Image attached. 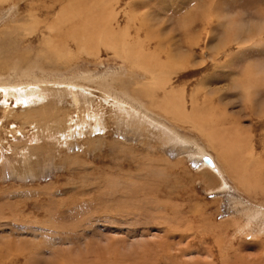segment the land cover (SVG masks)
Instances as JSON below:
<instances>
[{
	"label": "rangeland",
	"instance_id": "rangeland-1",
	"mask_svg": "<svg viewBox=\"0 0 264 264\" xmlns=\"http://www.w3.org/2000/svg\"><path fill=\"white\" fill-rule=\"evenodd\" d=\"M109 7L119 22L111 29ZM46 38L59 55L44 56ZM156 66L174 100L157 88L150 117L189 144L162 143L151 126H127L126 114L120 128L117 111L107 113L116 115L107 135L88 128L65 144L50 124L43 138L27 107L10 97L6 109L0 90V264H264V0H0V84H51L36 109L46 102L76 118L73 82L148 108L133 79ZM182 97L191 116L165 112L169 100L181 109ZM17 144L41 151L24 160ZM148 151L168 159L148 168L139 159ZM227 158L252 172L250 188L227 173Z\"/></svg>",
	"mask_w": 264,
	"mask_h": 264
},
{
	"label": "bare ground",
	"instance_id": "bare-ground-1",
	"mask_svg": "<svg viewBox=\"0 0 264 264\" xmlns=\"http://www.w3.org/2000/svg\"><path fill=\"white\" fill-rule=\"evenodd\" d=\"M108 4H109V2H108ZM105 7V6H104ZM114 7V6H113ZM110 8V7H109ZM106 9V8H105ZM104 9V10H105ZM110 10H111V14H110V16H111V21H110V23L108 24V26H109V28L111 29V24L114 22V21H116V22H118V20L116 19L115 20V16H116V14H114L115 13V11L113 12L112 10V7L110 8ZM115 10V9H114ZM107 11H109V10H107ZM107 17V16H106ZM99 23V22H98ZM119 23V22H118ZM86 24V23H85ZM115 24V23H114ZM100 26V25H99ZM99 26H97L96 28H98ZM103 27H105V30H106V26H103ZM118 27V26H117ZM95 28V27H94ZM119 28V27H118ZM102 29V28H101ZM100 29V30H101ZM52 31H54V28H53V26H52V29H51ZM105 30H103V31H105ZM81 31V30H80ZM90 31H93L92 30V28H91V30ZM110 32H111V34H113L114 36L115 35H117L118 33H119V31L117 30V29H115V30H113V28H112V30H110ZM118 32V33H117ZM48 33V32H47ZM94 33H95V35L96 36H94V37H96L97 38V31L96 30H94ZM100 33V32H99ZM122 33V32H121ZM102 34H104V33H102ZM127 34V33H126ZM83 35V34H82ZM125 34H123V36H124ZM101 37H102V35H101ZM113 37V36H112ZM121 37V36H120ZM126 37V36H125ZM128 37V36H127ZM83 38V37H82ZM90 38V37H89ZM95 38V39H96ZM111 38V37H110ZM109 38V39H110ZM99 39V38H98ZM119 39V38H118ZM102 41V40H101ZM127 41V40H126ZM100 42V41H99ZM46 44H47V47L46 48H44V50L46 51V52H44V56H46V53H47V51H51V53H52V55L51 56H54L55 54H58L59 52H55V50H57V47H58V43L57 42H55L52 38H46V42H45ZM96 43V42H95ZM126 44V43H125ZM86 45V44H85ZM90 45V44H89ZM93 45V44H92ZM103 45V44H102ZM127 45V44H126ZM95 46V45H94ZM122 45H119V47H121ZM128 46V45H127ZM142 47V46H141ZM94 49V48H93ZM96 49V48H95ZM125 49V48H124ZM43 50V49H42ZM126 50V49H125ZM41 51V50H40ZM124 53V52H123ZM136 53H138L137 54V56H139V57H141L140 59H138V61H139V63H142L143 62V59L142 58H144L145 56L147 57V52L146 51H143V50H139L138 52H136ZM92 54V53H91ZM59 55V54H58ZM57 55V56H58ZM124 55V54H123ZM56 56V55H55ZM127 56V55H126ZM186 56V55H185ZM123 59H124V57H123ZM146 59V58H145ZM147 59H149V57L147 58ZM146 61V60H145ZM133 66V65H132ZM146 66V65H145ZM122 67V66H121ZM138 67H140L139 65L138 66H136V68H138ZM148 67V66H147ZM135 68V67H134ZM145 68V67H144ZM159 69H161L160 67L158 68L157 66H156V68H154L153 70H151V71H147V70H145V71H147L146 73H147V76H148V78L146 79V80H143V81H139V80H135V78L133 79L134 81V85H137L135 88H133L132 90H133V92L135 93H138L142 98H143V96L146 98V99H148L149 100V102H150V106H148V108H146V111H147V114H146V112H145V108L144 107H142V106H140V108H134V103L132 104V103H130V101L134 98H131V100H130V98H128L127 96V98H125V94H123V93H116L115 95H114V92H112L110 89H108V87L107 88H105V87H102V86H100V85H98V86H92V88L91 89H89L90 90V93H88V92H86V90H85V87H82V86H77L76 84H74L75 82H73V86H69V87H67V89H68V91H71V93H73V96H72V98H73V107H75V108H77V109H75V110H79V115H80V111H83V116L84 117H82V116H80L79 117V115H77L76 116V118H72V117H70V116H68V114H67V110H62V112H60V115H61V117H60V115H56L53 111H51V109H50V111L51 112H48V110L49 109H47V107L49 106V105H51V104H48V105H46V102H45V104L43 105V106H40L39 107V109H36V108H34L33 107V102H38L37 100H41V98H43L46 94H47V92L50 90V88L49 87H51V84H50V86H48V85H46L45 83H38V84H29V85H27V86H25L24 87V85H22V84H18V85H14V86H12V85H9V84H7V83H5V84H0V90H2L3 92V104H5L7 107H6V109L8 108V105H9V103H8V98H10V97H13L15 100H16V102H17V104H23V105H25L26 107H27V110H28V112L26 113L27 115H25L24 117H26L27 119H31V118H33V119H36V121L40 124V126L43 128V130H42V132H41V137H43V138H46V131H47V126H49L50 124V127L49 128H51L52 130H51V138L52 139H54V140H56V141H58V142H62V141H64V142H67L68 140H69V137H74V134H79L80 136H84V135H82V134H87V131L86 130H88V128L90 129V132H91V134H92V132H93V134H95V133H97V132H100L101 134H106L107 135V133H109V125H111L114 121H113V118H115L116 117V115L115 114H113V118H111V116H109V117H107V113H110V115H111V113L113 112V111H115V113H116V111L118 112V113H120V112H122V114H121V117H122V119H121V124H122V126H119L120 128H122L123 127V120L125 121V119H123V114H126L125 116H127V115H130L129 116V118H131L132 120H130L131 122L130 123H128L127 122V126H129V125H131L132 123H137L136 125H135V127H138L137 129H139L140 128V126H142L143 124L145 125V126H147L148 125V127H153L154 128V131L156 132V133H158L159 134V136L160 137H158V138H160V140H161V142L162 141H167V142H171V143H177V144H182V145H186V144H189V140H187L186 138H184V137H182L181 135H178V133L175 131V130H173V129H171V127H168L166 124H164V123H161V122H159L156 118H153L152 116L150 117V115H151V113H150V111L153 109V108H156V99L158 98V96H159V94L156 92L157 91V88L159 89V90H162L161 92H162V94H160V95H163V97L164 98H170L171 96H170V94H168L167 92H168V89L167 88H165V85L167 86V84H170V82H169V79H168V77L165 75V72H160L161 70H159ZM163 70H164V68H163ZM129 77V76H128ZM130 77H132V75H131V73H130ZM129 77V78H130ZM167 77V78H166ZM168 79V80H167ZM104 80V79H103ZM131 80V79H130ZM41 81V80H40ZM95 81H96V79H95ZM171 81V80H170ZM71 82V81H70ZM102 82V81H101ZM46 83H47V81H46ZM49 83V82H48ZM58 83V82H57ZM72 83V82H71ZM56 84V83H55ZM63 84V83H62ZM53 85H54V83H53ZM101 85H102V83H101ZM104 85V84H103ZM133 85V86H134ZM61 86V85H60ZM60 86H54V87H59V88H62V87H60ZM65 86V85H64ZM63 86V88H65ZM9 87L10 88H12L13 90H14V92H10L9 91ZM112 87V86H111ZM150 87V88H149ZM24 88V89H23ZM52 88H53V86H52ZM146 88H149V90H147L146 92H145V94H143L144 93V90L143 89H146ZM57 89V88H56ZM55 89V90H56ZM94 89H97L98 91H99V95L100 96H102L103 98H104V102H105V104H106V107H105V105H103L99 100V102H96L95 103V105H93L94 104V100L93 99H91V98H96L95 97V94L93 93L94 92ZM57 92V91H56ZM78 92H80V93H78ZM116 92H118V91H116ZM143 92V93H142ZM169 92H171L172 94H173V90L172 91H169ZM183 92V91H182ZM46 93V94H45ZM58 93V92H57ZM59 93H62V92H59ZM68 93V92H67ZM184 93V92H183ZM182 93V94H183ZM70 94V93H69ZM80 94H82V95H85V99H83V100H81L80 99ZM109 94H111L110 95V97H109ZM127 94V93H126ZM58 95V94H57ZM113 95V96H112ZM176 95V94H175ZM134 96V95H133ZM169 96V97H168ZM64 97V96H63ZM109 97V98H108ZM65 98V97H64ZM171 99V101H173L172 100V98H170ZM47 100H48V98H47ZM46 100V101H47ZM61 100V99H60ZM59 100V101H60ZM109 100V101H108ZM136 100V99H135ZM135 100H132V102L133 101H135ZM166 100V99H165ZM167 101V100H166ZM171 101L169 100V104H167V105H169L168 107H169V109H165V112L166 113H170V112H173V110H176V111H178V110H180L182 113H189V115H190V113L191 112H193V110H196V109H194L195 108V106H191V108H192V110H189V106L187 105L188 103H187V101L184 99L183 100V97H182V101H181V103L180 104H182V106H181V109H179V107L178 106H175L174 105V102H172L173 103V105H171L170 106V103H171ZM40 102V101H39ZM111 104H110V103ZM136 102V101H135ZM165 102V101H164ZM41 103V102H40ZM42 103H43V101H42ZM52 103V102H51ZM137 103V102H136ZM135 103V104H136ZM167 103V102H166ZM16 104V105H17ZM138 104V103H137ZM179 104V105H180ZM36 105V104H35ZM39 105H42V104H39ZM52 106V105H51ZM50 106V107H51ZM49 107V108H50ZM20 108V107H19ZM93 108H95V110H92ZM53 109V108H52ZM13 110V109H12ZM53 110H55V108L53 109ZM102 110H104V114H106V116L104 115V114H102L103 113V111ZM150 110V111H149ZM167 110V111H166ZM66 111V112H65ZM73 111V110H72ZM7 112H8V110H7ZM23 112V111H22ZM6 113V112H5ZM25 112H23V114H24ZM31 113H32V115H31ZM174 113H175V111H174ZM20 114V113H19ZM22 114V115H23ZM59 114V113H58ZM177 114V113H176ZM104 115V116H103ZM115 115V116H114ZM118 115V114H117ZM207 115V114H206ZM14 117H15V115H13ZM59 116V117H58ZM191 116V115H190ZM189 116V117H190ZM199 116V118L201 117L200 116V114L198 115ZM216 116V115H215ZM7 116H5V118H6ZM24 117H22L23 119L22 120H27V119H24ZM56 117H58V118H56ZM20 118V117H19ZM119 118V117H118ZM127 119H128V117H126ZM176 118V117H175ZM198 118V119H199ZM202 119L204 118L203 116L201 117ZM182 119H184V118H182ZM207 119V118H206ZM206 119H203V121L204 120H206ZM213 119V118H212ZM14 120V119H13ZM15 120H16V118H15ZM17 120H18V118H17ZM22 120L20 119V121L22 122ZM96 120V121H95ZM117 120V119H116ZM119 120V119H118ZM214 120V119H213ZM35 121V120H34ZM129 121V120H128ZM228 121V120H227ZM20 122V123H21ZM27 122V121H26ZM32 122V121H31ZM198 122V121H197ZM214 122V121H213ZM38 123H36L35 125L37 126V124ZM110 123V124H109ZM115 123V122H114ZM199 123V122H198ZM200 123H201V121H200ZM219 123V122H218ZM24 124H25V122H24ZM117 124V123H116ZM205 124V123H204ZM212 124V123H211ZM214 124V123H213ZM212 124V125H213ZM33 125V124H32ZM74 125L75 126H78V129L77 128H74L73 129V127H74ZM133 125V124H132ZM216 125H217V123H216ZM35 126V127H36ZM217 126H219V125H217ZM112 127V126H111ZM110 127V128H111ZM143 127V126H142ZM198 127H199V125H198ZM202 126H200L199 128L200 129H202V131L204 130V127H202ZM209 127H211V126H209ZM216 127V126H215ZM40 128V127H39ZM132 128H133V126H132ZM145 128V127H144ZM144 128H142L143 129V131L145 130L146 131V128L144 129ZM213 128H214V126H213ZM14 129V128H13ZM16 129V128H15ZM14 129V130H15ZM66 129V130H65ZM142 129H141V131H142ZM210 130H212V127L210 128ZM38 131V130H37ZM77 131H79L78 133H77ZM108 131V132H107ZM112 131V130H111ZM139 131V130H138ZM13 132V131H12ZM15 132V131H14ZM17 132V131H16ZM89 132V131H88ZM107 132V133H106ZM113 132V131H112ZM215 132V131H214ZM20 133H22V131L20 132ZM25 133V132H24ZM29 133V132H28ZM47 133H49V132H47ZM205 133H207V132H205ZM204 133V134H205ZM208 133H212V132H208ZM15 134V133H14ZM33 134V133H32ZM88 134H90V133H88ZM90 134V135H91ZM233 134V133H232ZM111 135H112V133H111ZM149 135V134H148ZM21 136H23V135H21ZM36 136V135H35ZM34 136V137H35ZM87 136V135H86ZM40 137V138H41ZM49 137V136H48ZM111 137V136H110ZM156 137V136H155ZM155 137H153V138H155ZM32 138V137H31ZM50 138V137H49ZM75 138V137H74ZM149 138V137H148ZM123 141H125L123 138H121ZM129 139V138H128ZM146 139V138H145ZM224 139V138H223ZM29 140V139H28ZM156 140V139H155ZM215 140V139H214ZM19 141V140H18ZM21 141V140H20ZM36 142H37V139L35 140ZM51 141V140H50ZM148 141V140H147ZM159 141V140H158ZM30 142V141H29ZM32 142V141H31ZM42 142V141H41ZM45 142V141H44ZM44 142H43V144H44ZM57 142V143H58ZM69 142V141H68ZM68 142L67 143H65V144H68ZM79 142V141H78ZM94 142V141H93ZM153 142V141H152ZM156 142V141H155ZM160 142V143H161ZM208 142V141H207ZM115 143H117V142H115ZM120 143V142H119ZM117 144V145H120L123 149H125V148H127V147H124L125 145H123V144ZM159 142H157L156 144H160ZM163 143V142H162ZM215 143H216V141H215ZM70 144V143H69ZM155 144V145H156ZM166 144V143H165ZM191 144H192V142H191ZM195 144H196V142H195ZM209 144V143H208ZM93 145H95V144H93ZM154 145V146H155ZM162 145V144H161ZM196 145H198V144H196ZM50 146V145H49ZM70 146H72V145H70ZM86 146V145H85ZM130 146H132L131 147V149L130 148H128V150H130L131 152H133L134 151V147H133V145H130ZM153 146V147H154ZM58 147V146H57ZM66 147V146H65ZM151 147V146H150ZM187 147V146H186ZM193 147V146H192ZM200 147V152H199V156L201 155V156H204V154H203V151H204V148H202L201 146H199ZM11 148V147H10ZM15 148H17V150H19L18 152H19V154L20 155H22L23 156V159L24 160H27L29 157H30V154L32 153V150H34L35 151V155H36V153L38 154L40 151H41V146H39V147H36V148H33L30 144H25V145H23V146H19V144H17V146L15 147ZM93 148H94V146H93ZM56 149V148H55ZM97 149V148H96ZM14 150V149H13ZM153 150V149H152ZM198 150V149H197ZM196 150V151H197ZM227 150V149H226ZM44 151V150H43ZM123 151V150H122ZM187 151V150H186ZM194 151V150H193ZM208 152V151H207ZM206 152V153H207ZM231 152H232V150H231ZM128 153V152H127ZM66 154H67V152H66ZM226 154V153H225ZM228 154V153H227ZM230 154V153H229ZM252 154V153H251ZM33 155H34V152H33ZM207 155V154H206ZM231 155V154H230ZM74 156V155H73ZM133 156V155H132ZM134 156H137L138 157V155H135L134 154ZM200 156V157H201ZM217 156V155H216ZM232 156H234L233 154H232ZM36 157V156H35ZM69 157V156H68ZM194 157H196V156H194ZM66 158H67V156H66ZM70 158V157H69ZM134 158V157H133ZM198 158V157H197ZM219 158V157H218ZM222 158V157H221ZM226 158V157H225ZM230 158V157H229ZM229 158H227V159H225V161H221L222 163H224L225 164V166H227V173L229 174V175H231V176H233L235 179H236V181H237V183H238V186H240V187H243L242 189H244V188H250L251 187V185L249 184V182H248V180H250V181H253V179H252V172H248L247 170H245V172L244 173H240L239 172V168H238V164L235 162V160L234 161H232V159L230 160ZM233 158V157H232ZM132 159V158H131ZM139 159H141L142 160V163H147L146 164V166L148 167V168H150V166L148 165V163H150V165L152 164V163H162V165H163V163H165V161H166V159H168V158H166V157H161V158H157V156H156V152H154V151H148L147 153H146V155L144 156V157H142V158H139ZM201 159H203V158H201ZM224 159V158H223ZM252 159V158H251ZM17 161V160H16ZM29 161V160H28ZM231 161L232 162H234V163H236V164H231ZM76 162V161H75ZM204 162V161H203ZM211 164H209L210 166H212V167H214V162L211 160ZM220 162V161H219ZM243 162V161H242ZM219 164V163H218ZM221 164V163H220ZM219 164V165H220ZM250 164V163H249ZM252 164V163H251ZM167 165V164H166ZM169 165V164H168ZM206 165H207V163H206ZM208 165V166H209ZM253 165V164H252ZM152 166V165H151ZM254 166V165H253ZM146 167V168H147ZM153 167V166H152ZM223 167V166H222ZM226 168V167H225ZM255 168V167H254ZM13 169V168H12ZM151 169H153L154 170V168H151ZM151 169H149L150 171H151ZM14 170V169H13ZM152 170V171H153ZM253 169H251L250 168V171H252ZM261 171V170H260ZM153 172H156V173H160L161 174V170L160 169H157V170H155V171H153ZM221 176V175H220ZM248 180H247V179ZM257 179V178H256ZM261 181V180H260ZM262 182V181H261ZM260 184V183H259ZM260 186V185H259ZM244 191V190H243ZM262 218V217H261ZM251 222V221H250ZM251 224V223H250ZM264 224V223H263ZM255 227V226H254ZM143 243V242H142ZM224 255V254H223ZM208 258H209V256H208ZM211 258V257H210ZM209 260V259H208ZM213 260V259H212ZM227 260V259H226ZM209 261H211V260H209ZM230 261V260H229ZM214 262V261H213ZM212 263V262H211Z\"/></svg>",
	"mask_w": 264,
	"mask_h": 264
},
{
	"label": "crops",
	"instance_id": "crops-1",
	"mask_svg": "<svg viewBox=\"0 0 264 264\" xmlns=\"http://www.w3.org/2000/svg\"><path fill=\"white\" fill-rule=\"evenodd\" d=\"M131 75H132V73H131ZM138 85V84H137ZM137 85H134L133 86V88H135ZM50 88V87H49ZM92 87H85V90H86V92H88V93H90V90L89 89H91ZM132 88V89H133ZM97 92V93H96ZM94 94H95V97H98L99 98V101L103 104V105H105V107H106V104H105V102H104V98L102 97V96H100L99 95V91L97 90V89H94V92H93ZM110 95L111 94H109V97H110ZM113 96V95H112ZM108 97V98H109ZM109 101V100H108ZM110 103V102H109ZM111 104V103H110ZM92 110H95V108H93ZM96 121V120H95ZM74 128H77L78 129V126H75L74 125V127H73V129ZM77 133H78V131H77Z\"/></svg>",
	"mask_w": 264,
	"mask_h": 264
},
{
	"label": "water",
	"instance_id": "water-1",
	"mask_svg": "<svg viewBox=\"0 0 264 264\" xmlns=\"http://www.w3.org/2000/svg\"><path fill=\"white\" fill-rule=\"evenodd\" d=\"M203 161H205L207 164H211V159L208 156H205V158H203Z\"/></svg>",
	"mask_w": 264,
	"mask_h": 264
}]
</instances>
